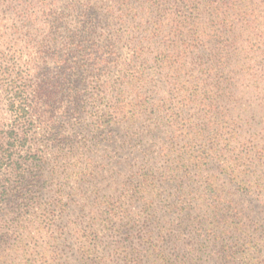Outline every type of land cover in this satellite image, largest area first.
Segmentation results:
<instances>
[{
	"label": "trees",
	"instance_id": "1",
	"mask_svg": "<svg viewBox=\"0 0 264 264\" xmlns=\"http://www.w3.org/2000/svg\"><path fill=\"white\" fill-rule=\"evenodd\" d=\"M252 4L90 0L78 9L76 32L61 27L71 33L68 37L57 31L64 21L44 11L50 25L44 38L47 49L70 51L56 59L65 68L59 91L52 84L46 91L71 94L72 87L63 80L81 77L86 64L90 72L113 71L114 78L103 84L104 108L90 119L95 144L74 146V140L60 137L54 127L58 115L52 93L35 89L26 94L15 87V76L7 157L17 155V149L33 154L37 143L44 149L25 162L29 173L13 168L16 176L30 192H41L48 178L43 173L49 168L46 155L52 149L64 158L75 154L82 164L75 181L91 187L88 197L70 187L73 191H58L52 203L42 204L60 209L45 208L36 216L45 223V240L27 253L32 258L27 264H264V211L243 207L239 197L246 194L238 190L247 187L245 181L264 179L255 168L264 165V148L253 140L248 146L241 143L254 136L255 115L236 111L234 104L241 93L264 92L263 75L256 77L252 51L244 48L249 47ZM235 79L250 83L239 91ZM163 84L173 99L160 97ZM56 109L58 119L66 118L68 109L79 116L83 111L74 101H61ZM100 145L104 153L94 161ZM155 148L157 160L152 158ZM52 172L48 175L56 176ZM100 181L107 193L97 185ZM74 204L90 207L93 220L75 228L74 238H59L58 230L68 233L54 222Z\"/></svg>",
	"mask_w": 264,
	"mask_h": 264
},
{
	"label": "rangeland",
	"instance_id": "2",
	"mask_svg": "<svg viewBox=\"0 0 264 264\" xmlns=\"http://www.w3.org/2000/svg\"><path fill=\"white\" fill-rule=\"evenodd\" d=\"M88 1L90 0H0V264H27V260L32 259L27 253L36 248L37 245L44 243L45 240V230H43L45 223L41 224V221H37L36 216L40 215L41 210L45 208L49 211L60 209L53 206L42 207V204L52 203L53 199H56V192L59 191V195L60 192L66 193L76 189L75 192H80L84 197L90 195L91 187L88 184L76 183L75 181V173H78L82 168V164L77 162L75 154H68L67 158H64L62 153L56 155L52 149L46 155L49 171L45 168L43 172L48 177L45 188L41 192L39 189H33L30 192L25 180L17 177L13 168L25 169L29 173L31 170L24 166L25 162L32 161L36 159L35 156L40 155L37 154V149H44L39 143H34L33 154L17 149V155L9 160L7 157L9 144L6 140L7 133H10L12 126L13 116L9 102L14 93L13 81L15 76V80L18 81L15 87L18 85L24 88L26 94L37 89L47 96L53 92L46 91L47 85L52 84L58 92L61 79L65 77L63 76L65 68L62 64H58L56 59L59 60V56L70 51L47 49L44 38L49 36L50 25L43 14L44 11L47 10L48 15H52L53 19L60 17L64 21L57 31L62 32V37H68L71 33L68 35L61 27L63 26V29L68 28L72 33L76 32L78 9L86 5ZM251 1L253 14L251 27L247 32L249 47L243 46L246 51H252L250 63H252L256 77L262 74V78H264V58L261 57V51H264V0ZM48 21H51V18ZM99 32L102 33L103 31L100 30ZM93 41L102 44L95 37ZM145 48H148L149 51H156L155 46L146 45ZM79 55L81 56L82 53ZM108 72L109 70L105 69L90 72L86 64L80 71L81 77H67L65 81L63 80L64 83L72 87L71 94H51V97L57 102L56 107H60L61 101L63 104L74 101L76 105L83 107L80 116L78 113H74L72 109H68L66 114H69L66 118L61 119H58L61 115L56 107L54 111L58 115L54 127L59 131L60 137L68 136L71 141L74 140L72 142L74 146H77L78 143L87 146L91 144V141L94 145L96 142L94 138L97 133L90 132L92 129L90 119L96 111L105 106L104 99H102L104 97V93H102L103 84L114 78V72L112 71L110 74ZM56 82L58 84H55ZM249 83L250 81L246 83L241 80H234L239 91H243L244 85L247 86ZM162 87L160 97L166 100L175 97L171 92L165 90L164 84ZM239 97L242 98H237L234 103L238 109L236 111L247 110L255 115L251 118L253 130L250 131V133H254V136H247L246 140L241 143L248 146V141L253 140V144L263 145L264 148V130L262 132L264 129V92L252 96H243L241 93ZM234 104H230V107ZM82 127L86 129L82 130ZM36 139L46 142L44 138L36 137ZM149 143L145 142L144 144L149 145ZM234 145L239 149L241 148V144L234 143ZM99 153H104L102 152V145H100L97 153L93 154L95 155L92 157L94 161L100 158ZM157 153L158 150L155 148L152 155L153 160H157ZM116 158L113 157V159ZM160 164L161 162H158L159 166ZM255 166L256 169L263 172L262 175L264 176V165ZM51 172L56 176H49L48 174ZM70 173L73 174L74 180H72V175L70 179L68 178ZM261 183H264V179L260 183L253 180L245 181L247 187L240 185L238 188L240 192L246 194V197H239V200L243 201L241 205L252 209L253 213L264 211V188ZM105 184L102 181L97 184L102 188L103 194L107 193ZM236 185L235 187H237ZM74 200L77 204L79 199ZM75 204L71 207H65L67 216L60 218L59 215L54 222V225L58 226L59 229L65 226L66 232H64L68 233L63 235L61 230H58L59 238H74L75 228L87 227L93 220L91 219L90 207H78ZM64 252L69 253V250Z\"/></svg>",
	"mask_w": 264,
	"mask_h": 264
}]
</instances>
